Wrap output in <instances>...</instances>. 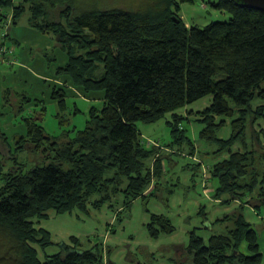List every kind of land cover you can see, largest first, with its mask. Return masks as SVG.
I'll return each mask as SVG.
<instances>
[{"label": "trees", "instance_id": "obj_1", "mask_svg": "<svg viewBox=\"0 0 264 264\" xmlns=\"http://www.w3.org/2000/svg\"><path fill=\"white\" fill-rule=\"evenodd\" d=\"M99 5L0 0V21L12 11L11 22L17 23L28 11L31 26L53 32L63 47L69 46L62 70L73 83L86 93L104 92L103 107L92 108L87 126L71 140L58 141L38 118L27 119V134L17 139V148L30 141L44 152L45 162L26 171L21 164L4 172L13 155L0 130V147L9 148L8 157L0 151V264H114L101 242L85 248L72 236L70 242L57 243L40 221L54 212L89 213L105 204L130 211L138 198L146 201L154 195L153 189L147 191L162 178L164 162L157 147L145 146L137 123L156 122L171 113L172 132L184 140L182 121L190 116L178 110L207 96L212 97L210 105L188 113L205 124L202 137L230 150L211 167V178L218 181L217 199L240 205L217 220L226 224V231L208 240L192 231L181 252L187 259L172 264H262L259 235L244 208L264 207V128L256 127L264 120V11L237 0H218L212 6L229 12L231 19L201 27L185 22L179 0H144L129 8ZM227 118H233V133L218 139L217 130ZM249 131L254 150L234 151L231 147ZM122 221L118 215L117 222ZM146 227L155 239L176 231L164 214L152 213ZM55 244L59 252L47 254Z\"/></svg>", "mask_w": 264, "mask_h": 264}, {"label": "rangeland", "instance_id": "obj_2", "mask_svg": "<svg viewBox=\"0 0 264 264\" xmlns=\"http://www.w3.org/2000/svg\"><path fill=\"white\" fill-rule=\"evenodd\" d=\"M75 1H78L80 8L91 7L98 2L102 8H129L144 2V0ZM179 1L180 13L189 25L203 27L212 22H227L232 17L229 12L220 11L212 6V2L218 0ZM7 12V19L0 21V130L7 135L6 142L13 156L6 160L4 172L17 169L21 164H24L26 171L45 162L42 156L44 152L37 151L34 143L27 141L24 142V146L17 148L21 146L19 138L27 134V119L38 118L37 121L58 141L71 140L79 130L87 126L92 108L103 107L104 92L86 93L83 88L73 83L71 76L62 70L70 57L69 46L63 47L53 32L47 33L31 26L28 11L17 23L11 22L13 12ZM101 75L95 74L94 77L98 78ZM59 92L63 96H59ZM61 98H65L64 103L59 101ZM211 98L207 96L178 110L190 116V119L182 121L185 128L184 140H180L172 132L168 123L171 113L156 122L137 123L145 146L157 147L156 155L162 157L164 162L162 178L157 180L156 187L153 188L154 195H150L146 200L148 203L143 198H138L130 211H123L120 207L110 208L109 204H105L101 209H90L89 213L76 210L73 213L56 214L61 217L50 216L41 223L54 232V240L59 243L64 239L67 241L71 235H76L83 241L85 248L101 242L107 257L110 252L109 259L114 264L138 262L162 264L187 259L181 252L186 250L182 248L188 246L192 231H197L205 240L213 233L226 231V224L217 220L237 210L240 202L217 204L215 189L218 181L211 178L210 169L217 162L226 159L230 150L221 149L220 142L214 139L202 137L205 124L198 119L196 113H188V110L198 111L209 105ZM219 119L220 117L217 118ZM232 121L233 118H227L225 124L217 130L218 139L231 137ZM256 127L258 130L264 128V120H259ZM260 135L264 144V131ZM243 138L240 137L231 148L234 151H243L245 147L254 150L250 131L249 134L247 132V138L245 140ZM0 151L8 157L7 146L2 144ZM155 158L154 156L150 160L151 167ZM17 160L20 165L16 163ZM262 166L264 167V161ZM1 182L0 175V184ZM223 197L227 198L226 195ZM255 202L254 200L253 203ZM202 207L205 209L204 213L200 211ZM120 210L123 221L119 223L114 219L113 226L110 227L111 229L114 227L115 234L110 233L107 225L113 215L116 218ZM149 211H164L168 214L177 227L175 234L158 240L150 239L144 225L150 218ZM244 213L258 232L264 256V207L246 206ZM77 215L82 217L79 219ZM50 247L59 248L56 244ZM152 254L154 255L151 256Z\"/></svg>", "mask_w": 264, "mask_h": 264}, {"label": "crops", "instance_id": "obj_3", "mask_svg": "<svg viewBox=\"0 0 264 264\" xmlns=\"http://www.w3.org/2000/svg\"><path fill=\"white\" fill-rule=\"evenodd\" d=\"M211 101H212V98H211ZM210 105V104H209ZM208 106V105H207ZM206 107V106H205ZM203 109V108H202ZM154 186V185H153ZM151 187V189H149L148 191H147V194L148 193H150V191L154 188V187ZM154 190V189H153ZM136 201V200H135ZM134 201V202H135ZM216 202H217V204H221V205H223V202H222V200H220V199H217L216 198ZM147 203H148V201H147ZM175 206H176V204H175ZM120 208H121V210L124 208V206L123 205H121V206H119ZM168 208H170V206L168 207ZM119 211V212H117V214H116V218H115V216L113 215L112 216V219H111V222L107 225V230H108V232H110V233H113V234H115L114 233V231H115V229L113 230V228L111 229V227L110 226H113V221H114V219H115V222L117 221V218H118V215H120V213L122 212V211ZM200 211L201 212H203L204 213V211H205V209L202 207V208H200ZM152 213H155V214H164V215H167L168 216V214H165V212L164 211H156V212H151V211H149V216H150V218L147 220V221H145V223H144V225H145V228H146V230H147V227H146V225L149 223V221H150V219H151V214ZM83 215V214H82ZM53 217H61V216H56V213H52V215H51V218H53ZM77 218H81L82 216H80V215H77L76 216ZM42 221V220H41ZM41 221H40V223H39V226H43L42 225V223H41ZM175 225V224H174ZM207 226V225H206ZM44 227V226H43ZM46 228V227H45ZM48 229V228H47ZM176 229H177V227H176ZM49 230V229H48ZM51 233H52V238H53V240H54V232L52 231V230H49ZM148 231V230H147ZM175 234V232L174 233H172V234H164V236L162 235L161 237H159V238H157L156 240H158V239H160V238H162V237H168V236H172V235H174ZM148 235L150 236V239H155V238H152L151 237V235L149 234V232H148ZM212 235V234H211ZM210 235V236H211ZM72 236H76V235H71V236H69L68 237V239H67V241L64 239V241H62V242H70V238L72 237ZM210 236H209V238H210ZM76 237H78V236H76ZM208 238V239H209ZM55 241V240H54ZM56 242V241H55ZM104 245H105V243H103ZM160 250V249H159ZM158 250V251H159ZM157 251V252H158ZM57 252H59V248H56V249H54L53 247H49V248H47L46 249V253L47 254H55V253H57ZM155 253V252H154ZM39 255H40V257L42 258V259H44L45 258V253L40 249V251H39ZM157 260H159V259H157ZM160 264V263H159ZM162 264H172L171 262L170 263H162Z\"/></svg>", "mask_w": 264, "mask_h": 264}, {"label": "water", "instance_id": "obj_4", "mask_svg": "<svg viewBox=\"0 0 264 264\" xmlns=\"http://www.w3.org/2000/svg\"><path fill=\"white\" fill-rule=\"evenodd\" d=\"M241 5L264 11V0H237Z\"/></svg>", "mask_w": 264, "mask_h": 264}]
</instances>
